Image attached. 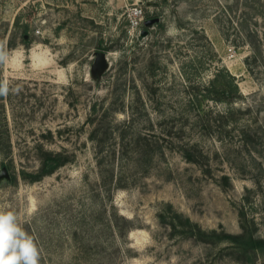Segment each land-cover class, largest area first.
<instances>
[{"label":"rangeland","instance_id":"1","mask_svg":"<svg viewBox=\"0 0 264 264\" xmlns=\"http://www.w3.org/2000/svg\"><path fill=\"white\" fill-rule=\"evenodd\" d=\"M0 54V207L27 221L40 264H264L160 219L171 206L205 231L247 222L264 240V0H0ZM191 141L211 173L181 157ZM45 152L70 162L25 181Z\"/></svg>","mask_w":264,"mask_h":264},{"label":"trees","instance_id":"2","mask_svg":"<svg viewBox=\"0 0 264 264\" xmlns=\"http://www.w3.org/2000/svg\"><path fill=\"white\" fill-rule=\"evenodd\" d=\"M217 80V79H216ZM216 81L212 82V87H214ZM233 84V83H232ZM235 85V83H234ZM236 89H238V86H235ZM210 93L209 88L206 89ZM197 98V97H196ZM194 104V102H192ZM93 117L92 120H97L98 117H100L97 110H93ZM101 119L99 121H103V117H100ZM100 131L93 132L91 135V139L93 141L99 142V148L97 151L98 155V161L97 164L99 166L100 170V178L101 183L105 188H111L114 184V178H115V163L111 162V155L109 152H107L106 148L103 144L104 140H100L99 134ZM102 133V132H101ZM248 137V136H247ZM257 137V138H255ZM254 138L256 140H259L262 138V141H256V144L263 145L264 143V132L262 137L256 134ZM255 139H249L250 141ZM140 142H142L144 139L139 138ZM142 140V141H141ZM250 144V142L247 141V146ZM252 144V143H251ZM138 146V145H137ZM8 151H4L5 149L1 150L0 152H3V154H8L10 152L9 146L7 147ZM6 152V153H5ZM129 151L124 153V158L127 156V162L122 169H126L127 167H130V162L135 160V157H129ZM180 154L181 157L185 160V162L196 165L202 169V171L211 173V169H208L210 167L209 164V157H207V152L205 151L204 147L200 145V142L198 141H191L184 147L180 148ZM135 155H139L144 157H149V152L143 153L141 151H136ZM133 156V155H132ZM41 159V168L37 173H22V178L25 181H28L30 183H34L37 181L42 180L46 176L52 175L55 173L58 169L65 166L70 162V158L67 157V155L63 153H54V152H45L42 154ZM203 160H208L207 163H205ZM141 161V160H140ZM139 160L134 162V165L138 164ZM139 165V164H138ZM121 169V170H122ZM223 182H225L228 186L231 185V177L225 175L221 178ZM129 184H125L122 182L117 183L116 187L118 189H124ZM242 219H247L246 215L243 214L241 216ZM160 219L163 224L168 225V227L172 230V233L178 237L186 238V239H195L197 241L203 242V243H223V242H229L233 247L234 250H237L239 252L248 254L251 251L254 252H262L264 253V240H258L255 239L254 236L247 230V222L245 224L243 223V229L244 232L241 235H230L225 233H220L216 230L214 231H205L201 226L195 222H193L191 219L184 217L180 215L179 213L173 211L171 206L166 207L165 212L160 214Z\"/></svg>","mask_w":264,"mask_h":264},{"label":"clouds","instance_id":"3","mask_svg":"<svg viewBox=\"0 0 264 264\" xmlns=\"http://www.w3.org/2000/svg\"><path fill=\"white\" fill-rule=\"evenodd\" d=\"M8 90L6 83L0 84V95ZM26 222L16 211L0 207V264H40L41 250L35 237L23 227Z\"/></svg>","mask_w":264,"mask_h":264},{"label":"water","instance_id":"4","mask_svg":"<svg viewBox=\"0 0 264 264\" xmlns=\"http://www.w3.org/2000/svg\"><path fill=\"white\" fill-rule=\"evenodd\" d=\"M109 67V63L107 60V55L103 52L97 53V57L94 62V70L95 71H105Z\"/></svg>","mask_w":264,"mask_h":264}]
</instances>
